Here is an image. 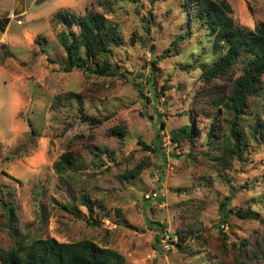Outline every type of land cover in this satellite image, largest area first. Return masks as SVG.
Instances as JSON below:
<instances>
[{
	"label": "rangeland",
	"instance_id": "1",
	"mask_svg": "<svg viewBox=\"0 0 264 264\" xmlns=\"http://www.w3.org/2000/svg\"><path fill=\"white\" fill-rule=\"evenodd\" d=\"M226 1L237 26L264 20V0ZM114 3L106 10L94 0H0V247L14 246L11 225L24 241L91 239L125 264L230 261L243 239V251L256 245L257 254L264 252V223L231 213L221 220L225 206L249 205L264 217V138L249 133L264 115V77L261 93L239 116L242 156L223 164L232 115L211 101L230 91L228 78L240 70L205 83L198 66L184 68L218 53L184 0ZM87 8L104 12L121 36L108 57L115 75L63 70L58 32L65 26L53 16ZM186 124L193 134L178 135ZM211 124L214 143L206 137ZM118 126L121 136L113 134ZM70 149L75 166L58 176L53 163ZM70 203L79 214L64 209ZM12 205L9 221L5 208ZM218 229L228 236L222 248ZM179 239L183 248L175 245Z\"/></svg>",
	"mask_w": 264,
	"mask_h": 264
},
{
	"label": "trees",
	"instance_id": "2",
	"mask_svg": "<svg viewBox=\"0 0 264 264\" xmlns=\"http://www.w3.org/2000/svg\"><path fill=\"white\" fill-rule=\"evenodd\" d=\"M115 0H94L98 6L106 10H113ZM184 11L187 6L190 7L192 19L202 25L213 36V52L217 51L214 59L210 63L196 64L195 62L186 63L184 68H194L198 66L201 71V79L208 83L211 79L222 77L234 70L239 69L240 73L232 78L229 77V92L225 91L212 98V105L223 104L226 112L232 116L229 120V139H225V145L221 149L223 164L229 159H240L243 151L242 132L238 129L239 116L245 110L248 99L251 95L256 97L262 91V78L264 77V20L255 21L253 27L242 28L235 24L232 14V8L226 0H184ZM188 13L186 12L185 15ZM53 20L57 24H62L58 32V40L64 53L62 67L64 71L77 67L87 73L96 75H115L116 69L108 59L112 45L122 43L121 36L116 30L114 24L110 23L102 11L95 9H85V12L78 13L72 10L58 11L54 14ZM5 21V20H4ZM3 26L1 27L2 30ZM183 37V36H181ZM39 36L36 37V40ZM112 44V45H111ZM85 121L97 125L101 118L81 115ZM252 123L249 133L253 138H264V115ZM163 125V121H160ZM122 126L113 128V134L121 136ZM194 128L192 124H186L178 130V135L183 134L191 136ZM176 132L170 136L175 137ZM216 127L211 124L206 137L210 143H214ZM139 141L145 149L155 151L153 146H149ZM76 151L70 149L63 152L59 159L53 163L54 172L58 176L65 175L71 168H74L76 161ZM208 154V152H207ZM206 154V155H207ZM112 158V152L109 151ZM192 159L196 154L191 155ZM138 172L130 170L127 177ZM155 193V192H154ZM157 195V192L155 193ZM146 197V196H145ZM147 197H153L149 194ZM228 200V198H226ZM82 201L86 205L90 216L93 213V207L86 195L82 196ZM221 207L225 206L221 202ZM64 209L78 213V208L71 204H64ZM5 211L11 217L15 216L14 207L8 206ZM228 213L239 218H253L264 223V217L260 212L254 210L251 206L238 208H228L225 206L222 221H226ZM94 222L95 220L92 219ZM10 223V222H9ZM95 223V222H94ZM11 224V223H10ZM218 237L221 241V248L225 246L227 234L220 229ZM9 232L15 238L14 246L9 249L0 247L1 264H125L124 258L118 252L109 249L107 246L98 245L91 239H75L70 241H59L54 237H41L24 241L17 238L14 228L9 225ZM181 237V236H180ZM175 242L179 248H183L182 239ZM247 239H243L241 245H245ZM236 249V242H232ZM233 253L230 261H224L223 258H214L209 264H261L260 260L264 258V252L257 254L255 249L249 248L243 251L242 246ZM243 251V252H242Z\"/></svg>",
	"mask_w": 264,
	"mask_h": 264
},
{
	"label": "built area",
	"instance_id": "3",
	"mask_svg": "<svg viewBox=\"0 0 264 264\" xmlns=\"http://www.w3.org/2000/svg\"><path fill=\"white\" fill-rule=\"evenodd\" d=\"M14 15H16V14H15L14 12H12V13H10V15H8V17H9L10 19H12V18H14ZM15 21H16V22H19L18 19H16ZM145 196L147 197V195H145ZM151 196H156V194H155V193H152Z\"/></svg>",
	"mask_w": 264,
	"mask_h": 264
}]
</instances>
